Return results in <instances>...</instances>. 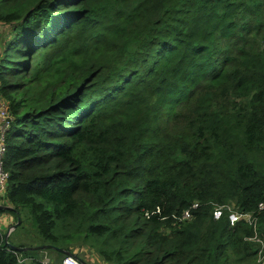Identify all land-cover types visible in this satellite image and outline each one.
<instances>
[{
	"label": "trees",
	"instance_id": "1",
	"mask_svg": "<svg viewBox=\"0 0 264 264\" xmlns=\"http://www.w3.org/2000/svg\"><path fill=\"white\" fill-rule=\"evenodd\" d=\"M0 22V212L24 238L0 231V264L84 247L110 264H259L251 226L211 210L264 199V0H0Z\"/></svg>",
	"mask_w": 264,
	"mask_h": 264
},
{
	"label": "built area",
	"instance_id": "2",
	"mask_svg": "<svg viewBox=\"0 0 264 264\" xmlns=\"http://www.w3.org/2000/svg\"><path fill=\"white\" fill-rule=\"evenodd\" d=\"M13 119L12 114L8 110L7 101L0 95V195H4L6 192L7 180H8V171L4 168V156L6 151V142L5 134L9 128L11 121ZM198 203L196 201L185 208L181 215L177 217L178 220H186L191 218L192 210L196 208ZM157 210H159L157 208ZM264 210V199L261 200L256 210H242L235 206L232 202L229 203H214L211 213L214 219L220 218L224 213H226L229 224L233 225L238 221H243L251 226L253 229V234L247 236V239L255 240L260 243L257 250V263H264V241L262 238L257 235V225H258V213L259 211ZM147 213V212H146ZM13 223L8 224L6 232H11L13 229ZM0 231L2 230V225L0 223ZM49 262V259L46 260ZM55 264V263H52ZM60 264H83L80 259L75 254H65Z\"/></svg>",
	"mask_w": 264,
	"mask_h": 264
},
{
	"label": "rangeland",
	"instance_id": "3",
	"mask_svg": "<svg viewBox=\"0 0 264 264\" xmlns=\"http://www.w3.org/2000/svg\"><path fill=\"white\" fill-rule=\"evenodd\" d=\"M0 24L1 25H3L2 27H1V31H0V34L1 33H3V32H5V30H6V28H7V26H5L2 22H0ZM1 35H3V34H1ZM4 196H5V194H4ZM6 198V197H5ZM233 203V202H232ZM234 204V203H233ZM235 205V204H234ZM236 206V205H235ZM6 212V211H5ZM9 213V212H8ZM252 228V227H251ZM253 229V228H252ZM2 230L4 231V233H5V231H6V228H2ZM256 230H257V228H256ZM257 235H259L258 234V232H257ZM8 236H9V240L11 241V242H14V243H18L19 241H22L24 238L21 236V235H19V234H17L16 232H12L11 234H10V232H9V234H8ZM247 238V237H246ZM7 239V238H6ZM249 240H251V239H249ZM255 241V240H254ZM258 242V241H257ZM259 243V242H258ZM76 251H74V252H76L77 253V255L82 259H85V256H86V263H88V264H110V263H108V262H106V261H104V260H102V259H100L99 257H97V255L93 252H91L90 251V249H88V248H76L75 249ZM46 256V258H45V260H50V261H54L49 255H45ZM257 258V255H256V257H255V259ZM84 261V260H83ZM256 263H257V260H256Z\"/></svg>",
	"mask_w": 264,
	"mask_h": 264
},
{
	"label": "crops",
	"instance_id": "4",
	"mask_svg": "<svg viewBox=\"0 0 264 264\" xmlns=\"http://www.w3.org/2000/svg\"><path fill=\"white\" fill-rule=\"evenodd\" d=\"M2 26L3 25L0 24V31H1V27ZM5 26H7V25H5ZM0 49H1V47H0ZM0 205L4 206V207H8L9 206V202L5 198L4 195H0ZM13 221H14V218H13L12 214H10L8 212H0V223L2 225V228H6L7 229L8 224L13 223ZM55 264H57V263H55Z\"/></svg>",
	"mask_w": 264,
	"mask_h": 264
},
{
	"label": "water",
	"instance_id": "5",
	"mask_svg": "<svg viewBox=\"0 0 264 264\" xmlns=\"http://www.w3.org/2000/svg\"><path fill=\"white\" fill-rule=\"evenodd\" d=\"M0 207H1V205H0ZM17 222H18V221H17ZM17 222H15V223L13 224V227L16 226ZM8 234H9V232H6V233H5V240H6L7 236H8ZM16 247L23 249V248H29V247H31V248H38V247H43V246H42V245H41V246H39V245H35V246H27V247H22V246H16ZM63 252H65V254H73V253H68L67 251H63ZM78 258H79V257H78ZM79 259H80V258H79ZM80 261H81L83 264H87V263H86L85 261H83L82 259H80Z\"/></svg>",
	"mask_w": 264,
	"mask_h": 264
}]
</instances>
